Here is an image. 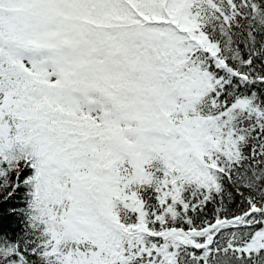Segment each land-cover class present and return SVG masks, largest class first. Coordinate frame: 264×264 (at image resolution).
Wrapping results in <instances>:
<instances>
[{
    "label": "snow or ice",
    "instance_id": "1",
    "mask_svg": "<svg viewBox=\"0 0 264 264\" xmlns=\"http://www.w3.org/2000/svg\"><path fill=\"white\" fill-rule=\"evenodd\" d=\"M0 264H264V0H0Z\"/></svg>",
    "mask_w": 264,
    "mask_h": 264
}]
</instances>
